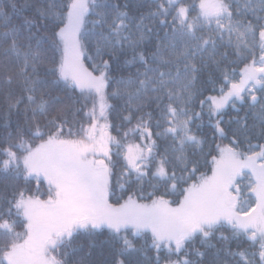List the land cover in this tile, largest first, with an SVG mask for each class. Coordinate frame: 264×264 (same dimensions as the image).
I'll list each match as a JSON object with an SVG mask.
<instances>
[{"label":"snow or ice","instance_id":"snow-or-ice-1","mask_svg":"<svg viewBox=\"0 0 264 264\" xmlns=\"http://www.w3.org/2000/svg\"><path fill=\"white\" fill-rule=\"evenodd\" d=\"M0 264H264V0H0Z\"/></svg>","mask_w":264,"mask_h":264}]
</instances>
